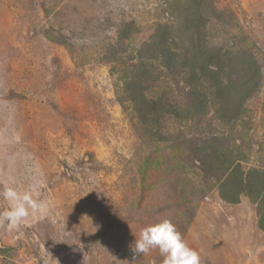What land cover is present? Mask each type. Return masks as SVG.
<instances>
[{
  "label": "rangeland",
  "instance_id": "obj_1",
  "mask_svg": "<svg viewBox=\"0 0 264 264\" xmlns=\"http://www.w3.org/2000/svg\"><path fill=\"white\" fill-rule=\"evenodd\" d=\"M169 1L0 0V192L5 184L35 186L34 198L44 204L18 231L0 224V264H162L156 249L135 260L129 249L134 234L159 220L175 226L200 264H264L255 205L245 196L228 203L211 187L225 174L198 145L216 137L189 135L164 119L163 131L185 151L189 185L151 170L140 174L152 149L118 101L117 75L102 57L122 22L138 30L133 49L158 22L176 20ZM213 1L233 21L224 27L214 20L212 42L232 48L245 36L262 63L263 85L246 105L251 155L243 167L263 168L264 0ZM148 88L167 103L193 100L177 71ZM202 122L215 123L210 115ZM6 208L0 196V212Z\"/></svg>",
  "mask_w": 264,
  "mask_h": 264
},
{
  "label": "trees",
  "instance_id": "obj_2",
  "mask_svg": "<svg viewBox=\"0 0 264 264\" xmlns=\"http://www.w3.org/2000/svg\"><path fill=\"white\" fill-rule=\"evenodd\" d=\"M168 3L176 20L158 22L149 39L133 49L129 46L138 30L134 23L122 22L108 45L109 53L102 57L117 75L118 101L130 108L133 126L141 129L152 149L140 163V174L145 178L151 170L170 177L176 185H189L183 163L185 151L163 131L164 119L177 120L188 128L189 135L216 137L215 144L198 145L199 151H206L212 168L225 174L211 187H217L219 196L231 204L248 197L257 209L258 227L264 232V167H243L251 155L246 105L263 85L262 63L252 49L254 44L245 36L232 48L212 42L209 25L215 20L227 27L233 21L231 14L219 10L213 0ZM45 36L51 39L53 34L46 31ZM165 71L179 73V80L192 93L190 104L167 103L160 93L148 88V83ZM209 115L215 123L203 125V118ZM196 186L192 185V191L198 189ZM189 203L193 201L185 199L184 204Z\"/></svg>",
  "mask_w": 264,
  "mask_h": 264
},
{
  "label": "clouds",
  "instance_id": "obj_3",
  "mask_svg": "<svg viewBox=\"0 0 264 264\" xmlns=\"http://www.w3.org/2000/svg\"><path fill=\"white\" fill-rule=\"evenodd\" d=\"M35 186L19 191L4 185L0 196L7 202V208L0 212V224L9 231L19 230L30 214L41 212L44 204L34 198ZM129 245L133 260L156 249L163 257L162 264H200L199 253L190 247L169 220H159L145 225Z\"/></svg>",
  "mask_w": 264,
  "mask_h": 264
}]
</instances>
